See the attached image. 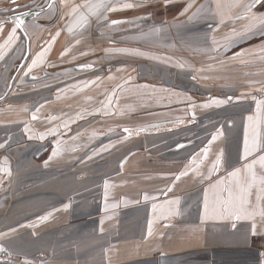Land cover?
I'll return each mask as SVG.
<instances>
[{"label": "crops", "instance_id": "1", "mask_svg": "<svg viewBox=\"0 0 264 264\" xmlns=\"http://www.w3.org/2000/svg\"><path fill=\"white\" fill-rule=\"evenodd\" d=\"M184 2L190 3V7L186 9L187 5ZM168 3H175L173 4L175 11L171 10V6L168 7ZM126 4H131L132 7H123ZM154 5H159L162 10L160 13L161 33L165 32L166 35L177 37L195 32H204V35H208L206 41H202L207 47L200 46L199 48V44H196V47L183 45V49L181 47L179 49L178 45L175 47L176 54H192V58L187 60L186 65V69L192 72L188 73L192 74L191 77L184 78L174 75L178 72V68L182 72H187L178 62H175L176 67L168 66L164 72L163 67H166L168 61L164 63L162 60L153 59L151 28L142 29L137 25L140 20L146 24V21L149 22L155 18L152 15L155 14L152 12ZM115 6L122 11L127 10V14L112 17L111 22L117 20L121 23L112 24L111 34L103 33L102 28L95 27L96 24L92 21H87L82 26L77 24V17L73 13L70 17L75 27H63L60 32L51 34L48 32L47 41L32 42L39 39L41 31L42 36H45L46 32L40 29L32 35L31 42L28 40L24 45V49L30 52L29 59L23 64L24 66L22 65L24 69H31L26 74L36 77L39 84L42 83L41 80L48 78V83L51 80H59L58 83L63 80L64 93L67 92L64 96V100H67L65 107L70 112L61 114L58 111L59 106L56 105V99L59 98L54 94L48 101V104L54 108L53 112L48 113L50 117L48 130L59 134L61 132L58 129L59 124L63 121L69 122L63 130L67 137L59 142L61 143L59 145L64 146H57L66 154L62 160H58V163L69 166L63 171H56L55 168L40 169V172H44L40 173L43 175L42 178L34 179L30 185L20 186L19 178L25 174L23 169L18 171L15 167V163L20 160V157L18 158L20 151L28 152L36 149L39 152L41 147L49 143H38L29 139L25 141L22 131L27 123L21 126L20 121L14 122L15 132L21 140L12 146L10 143L3 144L4 147L0 148V158L2 157L0 160V214L3 218L0 223V236L11 233L6 231L11 228H23V230L24 228L31 230L35 228L47 232L36 231L34 238L30 241L40 242L45 237L51 236L52 238L54 234L57 235V241H60L63 236L69 234L66 231L71 232L80 224L82 228H97L94 230L95 238L84 243L81 239L76 242V235H69L64 240H72L74 244L80 245L79 248L72 247L76 255V253H81L85 245L102 239L85 249L105 256L104 261L97 264H264V219L257 216L254 221L235 220L227 214L206 212L204 205L205 192H208L209 209H211L214 199L211 192L212 186L217 185L221 180H228L233 170L243 168L246 163L242 159L245 132L247 131L251 138L254 130L260 141L264 143V24L252 19L264 16V0H174L170 2L166 0H122L121 4ZM249 6H251L250 10ZM140 9L144 11L140 12ZM100 15L88 20H95L101 17ZM197 20L208 22L197 23V27H194L196 24L193 23L189 25L190 21ZM125 24H129L130 27L126 30L127 34L123 32L121 35V31L116 29V26ZM253 24L255 27H251ZM181 39L185 42L183 38ZM167 50L166 47L162 52H167ZM41 52H45L44 57L36 65H32V60L36 59ZM237 56L239 60L236 59ZM175 58L179 59L178 55ZM152 64L157 67L160 65L159 73L163 79L170 78L172 81H180L179 83L193 86L200 83V79L205 82L206 77L202 74L210 75L213 71L218 72L221 80L217 81L212 75L213 79L209 80V84L221 83L225 89L229 87L230 90L233 84L244 81L248 83V80L253 77L259 78L252 84L261 85L257 88L260 90L254 94L257 97V103L261 102L260 108L258 110L256 103V107L254 105L242 112L227 114V119L220 121L221 125L215 126L202 118L208 115L209 110H215L213 106L211 109L203 107L198 95H191L184 89H180L181 94L191 95L193 103L188 107H180L179 103L175 112L167 109L168 105L165 109L154 113V107L147 106V98L144 97L146 114L161 119L153 120L147 127L146 123L135 124V120H131L126 127L132 130L131 134L127 133L129 137L127 147L121 150L119 147L115 154L117 156L110 158L113 164L110 171L109 167L104 165L105 157L92 158L94 156L91 155L94 150L105 144L91 140L101 133L103 135L102 128L98 130L97 125L94 130L88 132L91 135L89 138L85 134L78 138L80 144H83L74 147L66 145L72 143L69 136L74 128L75 131L79 130L77 132L86 131L87 127L77 118L83 114L85 109L102 103L105 90H107L104 84L107 85L105 81L108 79L111 82V76L117 79L114 85H117L119 89L118 84L128 75L125 89L128 91V109L124 112V116L131 117L134 114L133 105L136 102L135 95L131 93L132 87L137 85L136 81L139 84L150 82L145 77L152 72L151 69H154ZM56 66L63 71L61 77L57 76L60 70L57 71ZM109 66L113 67L112 72L106 71ZM204 66L208 67L207 71L200 70ZM217 68L223 70H215ZM246 68L247 70L244 71ZM237 69H240V72ZM221 73L222 76L219 75ZM169 74L174 77H170ZM245 74H247L246 79H244ZM53 77L59 79L55 80ZM77 84L80 86L79 90L75 88ZM141 85L146 86V84ZM48 87V95L55 92L56 85ZM239 98L244 100L242 99L244 97ZM77 102H80L82 108L78 114L73 109ZM229 102L232 103V100L230 99ZM243 103L247 104L249 101L246 100ZM15 114L17 116L18 112ZM161 115L163 117H160ZM249 116L253 118L251 122L248 120ZM238 127H241V130L233 131ZM136 129H151L152 132L136 134L133 132ZM217 132H221L222 135L216 141H211V137ZM237 133L240 135L239 142L241 141L237 145L241 152L240 159L236 156L234 161H228L225 149ZM204 148L209 149L206 158H204ZM123 151H127L126 159H121L119 156ZM221 151L223 152V163L218 171L209 175V170ZM197 153H199L198 168L197 164H193L188 173L177 180L176 177ZM50 154L47 160L37 162V164H44L48 161ZM260 155H264V150L254 153L247 162L257 159ZM201 160L202 163H200ZM84 164L98 166L95 170L93 169L95 172L76 171ZM255 171L257 175L264 173V169L259 164L255 166ZM67 190L69 193L66 192ZM252 191L253 195L250 199L254 204L256 189L253 188ZM62 192L63 199L60 198ZM71 192H74L73 195ZM145 195L148 196L147 200L144 199ZM27 196L33 198L31 203L33 213L24 209L28 206V201L25 199ZM46 196H58L59 205L55 206L53 203L52 207H46L45 202H41V197L45 200ZM176 200L179 201L178 205L170 203ZM61 203L63 207H60ZM260 207L264 208V200L260 202ZM81 209L84 211L79 212ZM41 210L47 214L42 225L40 224L41 214L38 213ZM141 211L144 214L143 218L137 220ZM27 213L29 215L25 216ZM253 223H255L254 235L252 234ZM133 226L138 231L131 238L130 236L125 237L127 231L124 229ZM103 228L111 229V231H103ZM13 236L14 234H11L9 239L14 238ZM3 238H0V241ZM1 243L0 247L11 254L12 263L0 264H25L26 262L67 264L70 261L66 249L62 256L59 243L56 244L59 245V252L48 256L46 261L29 258L24 260L21 256L24 254L14 246L7 245V242L6 245ZM66 247L64 244L63 248ZM49 249L52 250L48 248L47 253L51 251ZM108 254L110 255L107 257ZM61 257H66L65 261L61 262L59 260ZM71 258L73 259L72 264L82 263L80 260V262L77 261V257ZM87 259L89 257L86 256L84 261ZM83 264H92V262Z\"/></svg>", "mask_w": 264, "mask_h": 264}, {"label": "rangeland", "instance_id": "2", "mask_svg": "<svg viewBox=\"0 0 264 264\" xmlns=\"http://www.w3.org/2000/svg\"><path fill=\"white\" fill-rule=\"evenodd\" d=\"M121 1L122 0H108L111 7L115 8V11L101 10L102 13L100 14L104 16L100 15L101 17L96 18L95 20H88V19H94L96 16L88 15L87 9L84 7H80L85 4L86 0H55L54 3L50 5L49 9L46 10V12L36 15L35 17L27 21L26 24L24 23L25 25H23V31H21L20 29L17 30V36L19 37V39L15 40L10 45H6L7 36L10 33L11 29L15 26L13 21L9 20L10 15L12 13H17V12L20 13V11L22 10L26 12L27 10L31 11L34 9H38V10L43 9L48 5L47 3L48 0H19V1L16 0L15 5L12 3V0H0V24L3 25V30L0 31V46H4L2 49H0L4 53L3 59H0V119H1L0 120V144L5 145L6 143H10V146H12L13 144H17L15 142H18V140L19 141L21 140V137L20 136L17 137V132H15L14 122L16 121L18 122L20 121L19 124L21 126L27 123V126H25L22 131V135L25 141H28L29 139L30 141H36L38 143H45V144L49 143V144L44 145V147H41L39 152L36 149H33L32 151L29 150L28 152L20 151V154L18 155V158L20 157V160L17 163H15L16 164L15 167H17L18 171H21L23 169V172L25 173L23 174L22 177L19 178L21 180L20 186L30 185L34 181V179L38 180V178H42L43 175H40V173H44V172H40L39 171L40 169L52 170L53 168H55L56 171L57 170L63 171L64 168L69 166V165L65 166L62 163L61 164L58 163V160H62L66 154L63 149H61L60 147H57L59 144H61L59 142L67 137V136L65 137L63 130L69 125V122L63 121V123L59 124L58 129H60L61 131L59 134H57V132L55 133V132H51L50 130H48V127H50L49 125L50 117L48 113L49 111L53 112L54 110L51 104H48V101L49 99H52V96L54 94L57 95L59 98V99H56V105L59 106L57 108L58 111L61 112V114H69L70 112V110H67L65 107V103L67 102V100H64V96H65V93L67 92L64 93V89H63L64 86L62 84L63 80L60 82L61 84L58 83L59 80L58 81L51 80L52 82L50 81L48 83V80H49L48 78L45 80H41L42 83L39 84L36 77H32L31 74H26L28 73L29 70L27 68L24 69L22 65L25 64L27 60L29 59L30 52L24 49V45L28 42V40H30L31 42L32 35L40 29L46 32L45 36H42L43 32L41 31L40 32L41 35L39 39L36 41H32V42L36 43V42H39V40H43V42L47 41L48 32L49 34H51L53 32H60L61 28L63 27H70V26L75 27L73 21H71L72 17H70L73 14L74 7H79V11L87 15V21L94 22L96 24L95 27L99 29L102 28L103 33L111 34L113 31V26L111 23L112 17L116 15L121 16V15L127 14V10L122 11V9L120 8L117 9L115 6L117 4H121ZM166 1L170 2L174 0H166ZM187 1H190V0H187ZM74 3H77V4L74 5ZM184 3L186 4V2ZM155 4H158V2H155ZM173 4L175 3H168V7L171 6V10L175 11ZM186 5H187L186 9L190 7V3ZM181 6L184 7L185 5H181ZM139 11L142 12L144 11V9H140ZM152 12L155 13V14H152L155 17L152 21H149V22L146 21V24H144V21L140 20L139 25L137 26L142 29L151 28L150 37L152 39L151 48H152V53H153L152 54L153 59H156V61L162 60L164 63H166V58L164 57L166 56V54L162 52V50L165 51L167 47L168 50L166 53H167V56H170V58L168 60V64L165 65L166 67H163L164 72L167 70L168 66L176 67L177 64L175 62H178L179 64L183 65L184 69H186L187 60L189 58L190 59L192 58V54H188V55H184L182 53L176 54V52L174 51L176 45H178L179 49L180 47L183 49V45L184 46L189 45L191 47L192 46L196 47V44H199V48L200 46L207 47L206 43H203V42L206 41V39L208 38V35H204L203 34L204 32L203 33L195 32L192 34H185L184 36H180L181 38H183V40H185L184 42L182 41L180 37H177L176 35H170V34L166 35L165 32L161 33L160 26L162 23H161L160 13L162 12V10L160 9V6L159 5L152 6ZM207 22H208L207 20H202V21L197 20L194 22L190 21L189 25L190 23H193V24H196V26L194 25L193 26L197 27L198 26L197 23L201 24V23H207ZM77 24H80L81 26L83 25V23H78V22ZM129 27H130L129 24H125V25L116 26V29H119L121 31L120 34L122 35L123 32L124 34L126 33V30H128ZM201 27H204V26L201 25ZM136 38H139V37H136ZM177 38H179V42H177ZM167 39H168V42H167ZM196 40H198L199 42ZM244 54H246V52H244ZM177 55L179 59L175 58V56ZM236 59L239 60V56H237ZM158 66L159 67L154 66L152 64V67H154V69H151L152 72L148 73L145 77L150 82L146 83L147 82L146 81V82L141 83V84H146V86L141 85L136 81L137 85L134 88L132 87V91L130 90L131 93L135 95V99H136V102L133 105L134 114H132L131 117L124 116V112H126L128 109L127 108V104H128V98H127L128 93L127 92L128 91L125 90L127 87V76L128 75L125 76L120 81V83L118 84L119 85V89H118L117 85L116 86L114 85L117 79L113 78L112 76L110 77V74H109V77L111 78V82H110V79L105 81L107 85L104 84V87L105 88L107 87V90H105L104 100L102 101V103H98L96 106H92V107L85 109L83 114L77 118L82 122V124L84 123L83 125L87 127L86 131L84 133L77 132L79 130L75 131V128H74L73 132L69 136L71 137L70 139H72V143H67L66 145L68 146L73 145V147L77 146L78 144H80L78 138L82 135L84 136V134L88 136L87 138H89V136L91 135L88 132L94 130L95 126L97 125L98 130L102 128L103 135L101 133V135H99L98 137L95 136L91 140H94V141L96 140L98 141V143L103 142L105 144H103V146L99 147L97 150H94L91 153V155L94 156L92 158H97L101 156L105 157L104 165L105 167H109L108 170L110 171V167L113 165L111 164L112 159L110 158L112 156L113 157L117 156L115 154H116V150H118L119 147H120L119 148L120 150L127 147V141H128L127 139L129 137L127 136V132H125L124 129L131 122V120L134 119L135 124L146 123L147 125L145 126L147 127L150 125L151 122H153V120L161 119L159 117L156 118L154 115H152L151 117L147 115L145 111L146 104L147 106L154 107L153 108L154 113L157 110L161 111L163 110V108L165 109V107H167L168 105L169 106L167 107V109H170L172 110V112H175L176 106L177 107L191 106V104L193 103L192 101L193 98L191 95L195 94L200 97L199 99L202 101L203 105H209L208 107H205V108L211 109V106H213V108L215 109V110L208 109L209 110L208 115L206 114V116H202V118L205 120H208V122L210 121L212 125L218 126V125H221L220 121H222L223 119H227V114L238 113L240 111L242 112V110L246 108L250 109L257 103V99H256L257 97L254 94L258 90H260L257 88L260 87L261 85L252 84V83L258 81L259 78L255 79L253 77L250 80H248L249 81L248 83L244 81L242 83H237L235 85L233 84L230 90L229 87L225 89L224 85L221 83H216L215 85L209 84V80L211 81V79H213V77H211L212 75H214V78L217 81L221 80V78H219L218 76V72L213 71L212 69L213 74H210V75H208V73L206 75L202 74L204 77H206L205 82H203L202 79H200L201 82L193 86L190 84L186 85V83H179L180 81L179 82L172 81V79L170 78L163 79L159 73L160 65ZM56 67H57L56 69L57 71L60 70L59 75L57 74V76L61 77L63 71L58 66ZM190 69L193 70L192 68ZM113 70L114 69L112 66H109L106 69L107 72H112ZM200 70L207 71L208 67L204 66ZM215 70L222 71L223 69L217 68ZM246 70L247 68L244 69V71ZM177 71L178 72L174 74L175 76L178 75L179 77L186 78L189 76L191 77L192 75V74H188V73H192L189 70H187V72L185 73V72H182L178 68ZM237 71L240 72V69H237ZM104 73H106L105 70H104ZM174 75L169 74V76L172 78L174 77ZM219 75L222 76V73ZM246 76L247 74H245L244 79L247 78ZM58 77H53V79L55 80L59 79ZM53 85H56V90L55 92L51 93V95H48V89H49L48 86L51 87ZM199 86L201 88H198ZM75 88L76 90H79L80 89L79 84H77ZM213 88H216V89H213ZM180 89L186 90V92L191 95L181 94ZM213 90L215 92H213ZM122 93L124 94L122 95ZM144 97L147 98L146 104L144 102ZM162 97L164 99H161ZM229 97L232 98L231 99L232 103L229 102L230 100L228 99ZM239 97H244L242 98L244 100H241V98ZM214 100H223L225 101V103L217 106L212 103V101ZM246 100L249 101V103L247 104L243 103V101H246ZM196 103H197V100L195 102V105ZM199 104L202 105L201 102H199ZM80 105H81L80 102H77L76 106L73 108L76 114H78L79 111L82 110ZM15 112H18L17 116ZM118 112H119V117H118ZM33 116H35L36 119H33ZM160 117H163V116L161 115ZM58 122L59 120L57 121V125H58ZM242 128L244 127L242 126ZM236 130H241V127L235 128L233 131H236ZM98 132L100 133V131ZM144 132L146 133V131ZM144 132H140V133H144ZM239 136L240 135L238 133L235 134V136L228 142L230 143V145L227 146V148L225 149V154L228 156V161H234L238 156L240 159L241 152L237 148L238 143H241V141L239 142ZM107 143L109 144L107 145ZM203 144H207V143H203ZM59 146H64V145H59ZM54 151L58 153L55 156H53ZM49 154H50V157L48 161H46L44 164H40V165L37 164V162H43L47 160ZM67 154H68V151H67ZM120 154L119 156L121 159H126L127 151H123ZM1 159L2 157L0 158V160ZM97 166L98 165H94V164L92 165L89 164L88 166H86L84 164V166L77 168L76 171L86 172L87 170L88 173L95 172L93 171V169L95 170ZM119 169H121V167H119ZM70 189L74 190L75 188H70ZM66 192L69 193L68 190ZM71 193L73 195L74 192H71ZM57 197L56 196H46L45 200H42V197H41V202H45L44 205L48 208L52 207L51 204L53 203L55 204V206H58L59 203H57ZM62 197H63V192L60 198ZM7 199H9V197H7ZM25 199L28 201L27 202L28 206L24 207V209L26 208L27 209L26 211H29V213H31L32 212L31 209H33V207H31L33 198L32 196H27L25 197ZM61 204L62 206L60 207H63V203ZM45 206H42V207L44 208ZM80 211H84V210L81 209L79 210V212ZM29 213H27L25 216H28ZM38 213L41 214L40 224L42 225V222L44 221V219L42 218H45L47 214L43 213L42 210L39 211ZM78 215L80 216V214ZM143 215L144 214L141 211L137 220L139 218L140 220H142ZM0 220H1L0 221L1 223L3 221L2 214H0ZM43 226H45V224ZM82 227L83 226L79 224L77 225L76 228H73L71 232L66 231V233H69V234H66L65 236H63L60 241H57V238H56L57 235L54 234L52 235V238L51 236L45 237L42 241H40L41 243L33 242L30 240L34 238L36 231L37 232L42 231L43 233H46L47 232L46 230H39L35 228L34 230L26 229V228H24V230L23 228H11L9 230H6L11 233L0 236V238H3L4 236L6 237V238L4 237L3 240H1L0 242H2L1 244H5V245L7 242V245L14 246L19 252H22L24 255H21V256H22V259L24 260L29 258V259H35V260L41 259L43 261H46L48 256H52L54 252H59V249H58L59 245H56L57 243H59L62 256L64 254L65 249L68 251V256H70L68 257L70 258V261L67 262V264H72L73 259L71 257L73 258L77 257L78 259L77 261L78 262L81 261L82 262L81 264H83L84 262H89V261H91L92 264L101 263L102 261H104L105 256L101 254H95V251L91 252L85 249L91 247L92 245L97 244V242L102 241V239L97 240V242L85 245L86 247L85 248L83 247L84 249L80 251L81 253H76V255L74 254V249H72V247L74 248L75 246H77V248H79L80 245L74 244V241L72 240H67V241L64 240L65 237L69 235L71 236L76 235L75 237L76 242L79 239H81L83 240L84 243L89 242L91 241L90 239L95 238L96 232H94V230L97 228L90 229V228H82ZM13 229H15V231H13ZM105 230H108V229L103 228V231ZM124 230L127 231V234H125L124 236L125 237L130 236V238L133 236V234L136 231H138V229H136L135 226L129 227V229L126 228ZM108 231H111V229ZM11 234H14L13 236L14 238L9 239ZM98 238H100V236H98ZM64 244H66L67 246L66 248H63ZM48 248H52V250L49 249L51 250L49 253H47ZM39 255H43V256H39ZM109 255L110 254H108L107 257ZM86 256L89 257V259L84 261V258ZM65 259L66 257H61V259L59 260L63 262L65 261Z\"/></svg>", "mask_w": 264, "mask_h": 264}, {"label": "snow or ice", "instance_id": "3", "mask_svg": "<svg viewBox=\"0 0 264 264\" xmlns=\"http://www.w3.org/2000/svg\"><path fill=\"white\" fill-rule=\"evenodd\" d=\"M12 3L15 5L16 0H12ZM219 7V5H217ZM87 9L88 15L93 16H99L101 13V10L104 11H115V8L111 7L108 0H86L85 4L80 6ZM123 7L125 8H131V4H126ZM251 6H249L250 10ZM73 13L77 17L78 23H87V15L84 13H81L79 11V7L73 8ZM39 13H37L38 15ZM28 15L27 12L23 13V15H16L12 17V21L14 23V27L11 29L10 33L7 36L6 45H10L15 40L19 39L17 36V30L20 29L23 31V25L25 23L23 16ZM106 19V17H105ZM253 20H258L260 24H264V16L261 17H253ZM113 25L121 23V21L113 20L111 22ZM251 27H255V24H253ZM3 30V25L0 24V31ZM251 30V28L249 29ZM158 31V29H157ZM59 33H57L58 35ZM215 43V41H214ZM4 46H0V49H2ZM3 51L0 50V59H3ZM45 55V52H41L37 55L36 59L32 60V65H36L38 61H40ZM31 69H29L30 71ZM228 99H232L229 97ZM213 104L219 106L225 101L223 100H214L212 101ZM261 102L257 103L258 110L260 108ZM209 105H203V107H208ZM33 119H36L35 116H33ZM252 117L249 116L248 120L251 122ZM143 129H137V131H142ZM125 132L131 134V129H124ZM222 135L221 132H217L215 135L211 137V141H216L220 136ZM4 145L0 144V148H3ZM183 147V145H181ZM264 150V143L260 141L258 138L256 132L253 130V133L251 135V138L248 135V132H245V138H244V150H243V156L242 159L246 161L243 168H236L229 174L228 180H221L217 183V185L212 186L211 192L213 194V201H212V207L209 209V197L208 192H205V198H204V205H205V211H211L213 214H227L231 217H233L235 220H255L257 216L264 219V208L260 207V202L264 200V173L257 175V172L255 171V166L259 164V166L264 169V155H260L257 159L252 160L251 162H247L248 158L253 156L254 153H257L259 151ZM209 149L204 148V158L207 157ZM58 153L56 151L53 152V156L57 155ZM199 156V153L197 155L193 156L186 165L185 169L176 177L178 180L180 176L186 175L188 173L189 168L192 167L193 164H197V157ZM203 161L201 160L200 163ZM223 163V152L221 151L217 156L212 164L211 169L209 170V175H211L212 172L218 171ZM197 164V168H198ZM107 188V185H105ZM253 188L256 189L255 193V203L251 201L250 197L253 195ZM171 190V189H169ZM107 195V194H106ZM145 200L148 199V196L145 195ZM172 204H179V201H171ZM107 208V205H105ZM42 219H46L42 218ZM15 231V229H13ZM151 234V232H149ZM252 234H255V223L252 224ZM6 235V234H5ZM6 249L3 247H0V252H5ZM27 264V262H26Z\"/></svg>", "mask_w": 264, "mask_h": 264}, {"label": "water", "instance_id": "4", "mask_svg": "<svg viewBox=\"0 0 264 264\" xmlns=\"http://www.w3.org/2000/svg\"><path fill=\"white\" fill-rule=\"evenodd\" d=\"M53 2H54V0H49L48 5H47L45 8H43V9L26 11V12L28 13V15H24V16H23L24 21H25V22H26V21H29L31 18L35 17V16L37 15V13L40 14V13L44 12L45 10H47V9L50 7V5H51ZM23 13H25V12H21V13H19V14L11 15V16L9 17V20H12V17H14V16H16V15H23ZM156 130H159V129H156ZM143 131H151V132H152L151 129H150V130L144 129Z\"/></svg>", "mask_w": 264, "mask_h": 264}, {"label": "built area", "instance_id": "5", "mask_svg": "<svg viewBox=\"0 0 264 264\" xmlns=\"http://www.w3.org/2000/svg\"><path fill=\"white\" fill-rule=\"evenodd\" d=\"M0 263H12V256L8 251L0 252ZM27 264H33V263L27 262Z\"/></svg>", "mask_w": 264, "mask_h": 264}, {"label": "trees", "instance_id": "6", "mask_svg": "<svg viewBox=\"0 0 264 264\" xmlns=\"http://www.w3.org/2000/svg\"><path fill=\"white\" fill-rule=\"evenodd\" d=\"M169 52V51H168ZM165 54H166V56H164L165 58H166V60L168 61L169 60V58H170V56H167V53L166 52H164ZM153 54V53H152ZM167 61H166V63H167ZM126 69V68H125ZM120 71H121V68L119 69ZM142 79H143V77H141ZM144 130V129H143ZM137 131V129L136 130H133V132H135L136 134H139L140 132H144V131Z\"/></svg>", "mask_w": 264, "mask_h": 264}, {"label": "flooded vegetation", "instance_id": "7", "mask_svg": "<svg viewBox=\"0 0 264 264\" xmlns=\"http://www.w3.org/2000/svg\"><path fill=\"white\" fill-rule=\"evenodd\" d=\"M15 14H19V12H17V13H12L11 15H15ZM24 19V18H23ZM12 21V20H11Z\"/></svg>", "mask_w": 264, "mask_h": 264}]
</instances>
